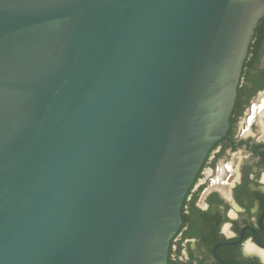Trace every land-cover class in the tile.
I'll use <instances>...</instances> for the list:
<instances>
[{
	"label": "water",
	"instance_id": "obj_1",
	"mask_svg": "<svg viewBox=\"0 0 264 264\" xmlns=\"http://www.w3.org/2000/svg\"><path fill=\"white\" fill-rule=\"evenodd\" d=\"M263 14L0 0V264H168Z\"/></svg>",
	"mask_w": 264,
	"mask_h": 264
},
{
	"label": "flooded vegetation",
	"instance_id": "obj_2",
	"mask_svg": "<svg viewBox=\"0 0 264 264\" xmlns=\"http://www.w3.org/2000/svg\"><path fill=\"white\" fill-rule=\"evenodd\" d=\"M168 264H264V14L243 62L225 136L181 210Z\"/></svg>",
	"mask_w": 264,
	"mask_h": 264
}]
</instances>
